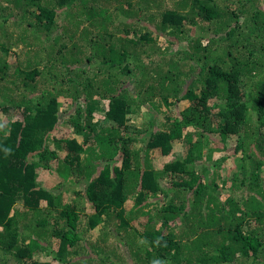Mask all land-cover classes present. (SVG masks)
I'll return each mask as SVG.
<instances>
[{
	"label": "trees",
	"instance_id": "1",
	"mask_svg": "<svg viewBox=\"0 0 264 264\" xmlns=\"http://www.w3.org/2000/svg\"><path fill=\"white\" fill-rule=\"evenodd\" d=\"M0 19V264H264V0Z\"/></svg>",
	"mask_w": 264,
	"mask_h": 264
},
{
	"label": "rangeland",
	"instance_id": "2",
	"mask_svg": "<svg viewBox=\"0 0 264 264\" xmlns=\"http://www.w3.org/2000/svg\"><path fill=\"white\" fill-rule=\"evenodd\" d=\"M4 14V16H5V13H3ZM32 18V17H31ZM33 22H34V18H32L31 19ZM0 21H1V26H0V39L1 40H4V41H8V45H10V47L12 48V50H11V52H12V54H16V55H20L21 54V51H22V49L23 48H21V46H18V45H15V42L13 43V41H14V38H16L17 37V31L14 33V28H12V26L11 27H7V24H6V22L5 21H3V19H0ZM59 24H62V25H64V23H63V21L62 20H60L59 21ZM66 26V25H65ZM69 28V27H68ZM4 33H6V37L3 35ZM10 34H14L13 35V37H10L9 35ZM46 36V35H45ZM5 37V38H4ZM43 39V38H42ZM36 42H38V41H36ZM62 43H68V38L67 37H64V38H62L61 40H60V44H62ZM45 46V44H43V47ZM40 50H41V48H40ZM46 51H48V49L46 50ZM42 55V56H41ZM49 56H50V54H48V55H46V52H42L41 51V53H40V57L42 58V62H47L46 61V58H49ZM38 60V59H37ZM44 63H42L41 65H43ZM49 83L50 84H53V83H51L50 81H49ZM1 116H3V112L0 110V117ZM134 119H135V123L138 125V126H141L142 125V123H145V122H147L148 120H149V118H148V114L147 113H145V112H143L142 114H141V116H137V115H135L134 117H133ZM50 181H48L46 184H48ZM74 188V189H73ZM69 191L66 193V195L67 196H69V197H73L74 196V194H72V191L73 190H75V187H68L67 188ZM89 212H91V210L89 209L88 210ZM91 236V237H90ZM97 233H94L93 235H87L86 236V239H89V237L91 238V240H92V238L93 239H96L97 238Z\"/></svg>",
	"mask_w": 264,
	"mask_h": 264
}]
</instances>
